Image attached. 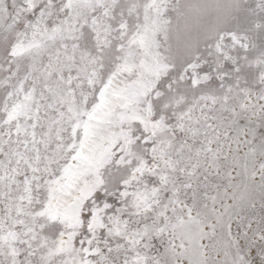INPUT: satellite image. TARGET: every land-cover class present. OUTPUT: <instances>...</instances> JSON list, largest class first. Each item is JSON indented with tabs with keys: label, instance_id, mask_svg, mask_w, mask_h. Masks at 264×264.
I'll return each mask as SVG.
<instances>
[{
	"label": "snow or ice",
	"instance_id": "6c2138e0",
	"mask_svg": "<svg viewBox=\"0 0 264 264\" xmlns=\"http://www.w3.org/2000/svg\"><path fill=\"white\" fill-rule=\"evenodd\" d=\"M0 264H264V0H0Z\"/></svg>",
	"mask_w": 264,
	"mask_h": 264
}]
</instances>
